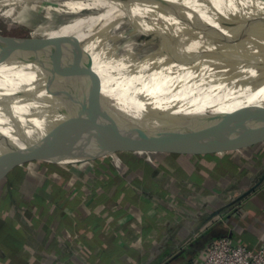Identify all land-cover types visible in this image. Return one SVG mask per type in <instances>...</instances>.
<instances>
[{"label":"crops","instance_id":"crops-1","mask_svg":"<svg viewBox=\"0 0 264 264\" xmlns=\"http://www.w3.org/2000/svg\"><path fill=\"white\" fill-rule=\"evenodd\" d=\"M112 101L136 119L147 108L133 95ZM205 108L260 114L215 105L177 110L192 117ZM179 114L139 121L133 134L164 135L160 143H110L61 154L51 165L81 171L62 168L67 178H59L64 191L56 194L48 176L25 192L24 173L0 172V264H201L207 248L222 237L251 250L264 247V183L233 204L264 174V123L232 118L236 132L218 136L219 120H212L174 144L168 135L187 119ZM4 116L0 140L11 128ZM124 128L110 130L101 142L119 137ZM22 201L28 206L21 207Z\"/></svg>","mask_w":264,"mask_h":264},{"label":"bare ground","instance_id":"bare-ground-1","mask_svg":"<svg viewBox=\"0 0 264 264\" xmlns=\"http://www.w3.org/2000/svg\"><path fill=\"white\" fill-rule=\"evenodd\" d=\"M161 1L0 0V18L6 22L29 24L34 16L42 18V24L21 42L0 41V72L16 67L29 71L45 68L49 75L54 63L76 49H84L86 56L72 67L83 78L97 80L108 100L145 90L158 96L156 101L164 107L215 105L256 111L247 107L262 106L264 85L254 94L247 88H231L207 97L189 96L185 90L165 93L188 84L192 70L223 75L255 52L239 44H252L257 37H264V0H241L234 9L221 0H191L192 5L185 10L182 7L188 6V0H164L171 5L164 8ZM31 14L32 19L28 20L26 17ZM179 22L190 26L180 28L176 34L170 32V26H178ZM229 23L237 25L232 27ZM246 23L247 32L243 30ZM235 52L242 55L236 58L232 56ZM254 73L249 70L246 75L253 77ZM48 75L44 82L28 85L27 89H20L17 84L11 96L24 93L45 97ZM52 77L50 81L55 84ZM57 78L73 80L66 75ZM33 107H40L39 103L18 105L14 114H24L28 124L31 120L23 111ZM10 125V130L5 131L7 138L20 132L11 122Z\"/></svg>","mask_w":264,"mask_h":264},{"label":"water","instance_id":"water-1","mask_svg":"<svg viewBox=\"0 0 264 264\" xmlns=\"http://www.w3.org/2000/svg\"><path fill=\"white\" fill-rule=\"evenodd\" d=\"M187 2L188 6L182 7L183 10L188 9L192 5L191 0ZM160 5L162 8L171 6L164 0L160 2ZM229 25L235 27L237 24L229 23ZM189 26V23H182L179 26H173L170 32L173 33L180 28L184 29ZM243 26V30L247 32L248 23L243 24ZM257 38L252 44H239L242 48L250 49V52L254 49L255 52L244 57V59L228 69L225 74L217 75L211 70H198L197 72L192 70L190 74H194L189 79L188 84L185 83L181 87L179 86L165 94L170 95V93H179L185 90L189 96L207 97L209 95L216 96L231 88L233 90H246L245 88H247L249 93L254 94L264 85V37ZM236 55L235 57L237 58L242 54L236 53ZM85 56L86 52L84 49H76L68 53L61 61H58L54 67L50 68L48 75L50 79H48V83L44 87L45 97L35 95L30 97L24 93H19L15 97L6 96L2 99L0 97V114L5 115L4 118L10 121L17 130H20L18 137L0 140V172L7 171L15 165L21 166L25 161L44 160L53 154L54 148H69L70 145H73L78 148L73 151L82 153L103 148L110 143L135 142L147 145L149 140V144H155L160 143L162 141L160 139L165 137L164 135H162L163 137L158 136V133L154 134V136L151 134L148 137L141 130L137 135H134V130L141 120H151L174 114L180 108L177 104L164 107L158 104L156 101L158 96L155 98L156 95L152 93H147L145 90L136 93L132 92L129 94L130 96L133 95L147 106L146 111L140 115V119H136L124 111L119 103L105 98L101 93V86L97 80L76 78L66 84L51 83L52 74L69 69ZM10 59L12 58H7V60ZM249 70H254L253 77L246 75ZM28 102L39 103L40 107H33L23 111L31 120L27 124V118L23 117L25 116L24 114L23 116L18 113H16L18 116L14 114V105L24 106ZM247 108L255 109L260 113L259 116H251L238 111H236L237 115L222 116V118L215 119L219 120L218 125L215 127V133L220 136L224 130L226 134L227 131L236 132V121L232 119L236 117L252 123H264V104L262 106L250 105ZM207 123L196 125L195 127L177 125L174 128L175 132H171L167 140L174 144H180L188 138L187 132H190L189 129H200L207 126ZM122 125H126V128H124L119 137L101 142L104 134ZM24 136H28L30 139H19ZM197 142L204 143V139H198ZM17 161H21L22 164H16ZM263 183L264 174L259 178L258 182L254 183L233 204L252 194Z\"/></svg>","mask_w":264,"mask_h":264},{"label":"rangeland","instance_id":"rangeland-1","mask_svg":"<svg viewBox=\"0 0 264 264\" xmlns=\"http://www.w3.org/2000/svg\"><path fill=\"white\" fill-rule=\"evenodd\" d=\"M221 1L226 3L230 9H234L236 7H239L241 4V0H221ZM32 16L33 15L31 14V16H30L31 18L29 17V15L26 18L28 20H30V19H32ZM34 17L30 21L29 24L19 23V22L16 23V22H10V21L6 22L0 18V41H3V42H7V41L19 42L20 41L21 42L22 40L26 39V37L30 34L31 31H33L37 26L42 24V18L41 17L40 18L38 17L36 19H34ZM180 24L181 23L179 22L178 26ZM173 26L174 25L170 26V29H169L170 31L172 30ZM178 32H180V29L177 31H174L173 34H176ZM197 35H199V33ZM236 53L237 52H235L234 55H232V56H237ZM54 66H55V63L53 64V67ZM24 69H26V68L16 67L13 69V71H16V72H13V71L0 72V97H1V99L3 97L13 95L15 92V86L17 84H19L20 89H27V88H29L28 85L30 87H32V86L41 84L42 82H44L46 80V77L48 75V71L45 68H42V69L33 68V69H31V71L24 70ZM28 72H31V73H28ZM32 72H33V75H32ZM62 75L63 76L66 75V77L71 78L73 80L76 78H78V79L83 78L82 75L80 73H78V71H76L75 68L70 67L69 69L64 70L63 72L55 73L54 75L52 74V76L54 77V83L55 84L69 83V81H67L65 79L57 78V77H61ZM55 78H57V79H55ZM16 107H18L17 104L14 105V108H16ZM203 111H204V113L193 114L192 117L191 116L187 117L186 114L180 115L179 114L180 110H176L174 112V114H177V116L179 114L178 118H181L182 116L187 117V119L182 120L184 122L183 123L184 127L189 126V125L191 127H195L196 125L197 126L198 125H204L206 122L210 123L212 120H215L217 118L219 119L221 117V115L222 116L224 114L230 115V114L236 112L235 111V112H231V113H214V112H212V111H214V108H205ZM171 117H175V116H171ZM171 117H169V119H171ZM160 119H163V117ZM189 120L191 121V123H189L190 122ZM4 121L5 120L0 118V125L3 126L5 123ZM0 128H1V126H0ZM114 130L115 129H112L111 131H114ZM75 149L77 150L78 148H76V146H73V145H70L69 148L68 147H65V148L63 147V148H58V149L54 148L53 154L52 155L49 154L51 156L48 158H45L41 164H39L35 161H25L21 166H17V165L13 166L12 169H19L21 173H24L23 175L25 178L24 177L22 178V180L24 179V181L21 183L22 190H24L25 192H30L32 189V186L35 187L34 181H40L45 176H48V174H47L48 170H49L48 166H50L54 161H57L61 154H68L70 152H75V151H73ZM95 151H96V149H95ZM58 168L61 171H62V168H65V169H68L71 171H75V172L81 171L77 167H75V166L73 167V165L71 167H68V168L66 166L65 167L59 166ZM52 170L56 171V169L54 167L52 168ZM87 170H89V169L88 168L86 169V173H87ZM28 177H30L29 180H27ZM49 177L52 178V175ZM59 178H61V175L58 174L57 172H54L52 179H54L56 181V183L60 184ZM25 180H27V181H25Z\"/></svg>","mask_w":264,"mask_h":264},{"label":"built area","instance_id":"built-area-1","mask_svg":"<svg viewBox=\"0 0 264 264\" xmlns=\"http://www.w3.org/2000/svg\"><path fill=\"white\" fill-rule=\"evenodd\" d=\"M201 264H264V247L251 250L222 237L207 248Z\"/></svg>","mask_w":264,"mask_h":264},{"label":"trees","instance_id":"trees-1","mask_svg":"<svg viewBox=\"0 0 264 264\" xmlns=\"http://www.w3.org/2000/svg\"><path fill=\"white\" fill-rule=\"evenodd\" d=\"M48 167H49V170H48V173H47L48 174L47 180L52 183V184H50V185H52V188H53L52 191L55 194L64 191L63 190V186L61 184H59V183L54 182L53 179L50 178L49 176H51L52 174H54V172H57L58 174L61 175V177L64 178V180L66 182V178H67L66 175L57 166L50 165ZM53 167L56 169V171L52 170ZM49 182H47V185H48ZM8 185H9V188H11V182H8ZM75 187H77V185H75ZM12 203H14V201L12 199H11V201H9V203L6 202L5 203L6 204V207H8L9 204H12ZM20 206L21 207H27L28 205H27L26 202L22 201L21 204H20Z\"/></svg>","mask_w":264,"mask_h":264}]
</instances>
